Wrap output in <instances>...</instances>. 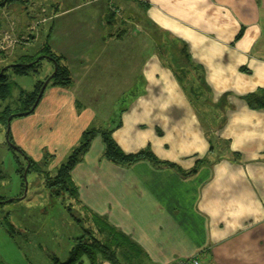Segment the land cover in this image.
Instances as JSON below:
<instances>
[{"label": "crops", "instance_id": "0c3cea01", "mask_svg": "<svg viewBox=\"0 0 264 264\" xmlns=\"http://www.w3.org/2000/svg\"><path fill=\"white\" fill-rule=\"evenodd\" d=\"M127 1L113 0L118 13L109 0L3 6L9 23L1 30L29 37L9 58L46 42L73 78L68 87L45 86L34 111L11 122L16 141L34 159L47 148L57 166L83 130L106 128L116 117L110 126L121 150L148 148L156 159L115 163L97 135L71 170L78 201L69 198L81 210L75 222L102 229L101 240L108 227L117 231V264L190 256L200 264H264V108L242 99L264 88V0H145L146 7L132 0L137 8ZM33 21L39 25L29 27ZM183 42L191 74L202 73L201 93L205 82L213 104L226 95L220 128L209 126L207 106L194 109L189 95L197 88L183 86ZM32 45L34 52L17 57ZM84 230L76 243L89 237ZM71 264L91 262L82 256Z\"/></svg>", "mask_w": 264, "mask_h": 264}, {"label": "rangeland", "instance_id": "374dc122", "mask_svg": "<svg viewBox=\"0 0 264 264\" xmlns=\"http://www.w3.org/2000/svg\"><path fill=\"white\" fill-rule=\"evenodd\" d=\"M131 1H127L126 5L137 8L138 3ZM2 8L0 7V21L4 27L9 22L1 13ZM37 24L33 21L29 27H37ZM1 29L3 28L0 27V31ZM1 45L0 43V69L5 70V66L13 60L12 55L9 58V53L14 48L2 50ZM27 48L30 51L35 49L34 45L22 48L18 50L20 53L17 57L27 53ZM42 62L37 74L18 75L7 69L8 95L0 98V264H55L54 258L63 262L76 243L75 236L87 227L84 220L80 224L75 222V218L80 217L81 210L73 205L72 200L66 194L51 195L45 185L46 176H53L64 160L57 166H52L54 156L47 148L41 149L42 156L34 159L26 145L23 144V147L16 141L11 122L26 115L12 118L8 131L7 123L3 120L6 113L4 109L15 111L21 108L20 93L31 90L36 79H43L51 71L49 61ZM111 119L108 127L116 123V117ZM28 157L38 170L32 165L29 167ZM22 166L25 178L17 171ZM81 215L82 218L86 216L84 212Z\"/></svg>", "mask_w": 264, "mask_h": 264}, {"label": "trees", "instance_id": "16d2710c", "mask_svg": "<svg viewBox=\"0 0 264 264\" xmlns=\"http://www.w3.org/2000/svg\"><path fill=\"white\" fill-rule=\"evenodd\" d=\"M24 0H6L4 4H2L1 7H3L6 4L10 3H23ZM137 2L142 7L148 6V2L145 0H137ZM110 3H113V0H109V7ZM113 14V13H112ZM111 14V15H112ZM0 27H2V22L0 21ZM241 35L239 32L235 38H238ZM19 37L24 36L25 38L22 42L17 43L15 46H20L23 43H26L29 41V37L27 35H17ZM177 43V42H175ZM179 43V42H178ZM180 44V43H179ZM183 48L180 47V52L183 54V86L188 89L197 88V94L189 95L192 99V104L194 106V109L202 107L199 104H204L205 107L207 106V109H209V114L207 115V121L209 123V126L213 127L214 129L220 128L221 124L225 120L224 111L227 107V100L226 95H223L219 101L216 103H212L211 100V90L209 87L204 84L202 85L203 91L201 93V87L200 83L203 82L200 73L197 75V78L194 75H192V69L189 68L191 66V58L186 51L185 44L183 42ZM14 46V47H15ZM13 47V48H14ZM40 57L36 61V59ZM10 64L12 63H19V65L14 66H8L3 73L0 75V98H5L8 95V85L7 84V75L6 71L7 69L12 70L15 74L18 75H28V74H37L39 72V67L42 65L43 60H48L49 63L52 65L51 71L45 75L43 79H37V81L34 83L33 88L29 91H23L20 93L19 102L21 103V108L11 111L9 108H5L4 112L5 115L3 116V120L6 124V119L8 116L12 115V118L18 117V116H24L32 113L35 109L32 108L34 105L38 92L43 84V82L48 78V81L46 83L50 86H60V87H68L72 84L73 78L71 76V72L69 68L67 67V64L65 62V59L63 56L53 52L50 48V46L45 42V44L36 52L31 54H23L20 55L19 58L14 59ZM32 62L31 65H24L26 63ZM9 64V65H10ZM6 64H4L5 66ZM194 65H192L193 67ZM3 67V66H2ZM198 68V67H196ZM200 70V69H198ZM189 79L185 82V78ZM191 77V79H190ZM43 93L39 97V100L41 99ZM204 98V100H202ZM242 99L246 102L248 107L252 109L256 108H264V88H257L254 91H251L249 93H246L242 96ZM38 100V102H39ZM37 102V103H38ZM36 103V105H37ZM35 105V106H36ZM219 111L217 112L216 110ZM223 109V110H222ZM214 110V111H213ZM27 112V114H20ZM11 118V119H12ZM113 126L106 127L103 129H97L95 127L87 128L82 131L78 142L71 148L69 153L67 154L66 158L62 163H60L57 167L56 173L53 176L47 175L45 178V185L50 190L51 195H64L66 194L67 197L77 200V188L71 178V170L75 166L76 163L82 160L83 155L88 150L91 140L93 137L99 135L103 141L104 149H103V155L107 159L115 162L120 163L124 165H130L134 161L140 159V158H149L152 160H155L156 158L151 153V151L148 148L141 149L140 151L136 153H130L127 154L121 150V148L118 146V144L115 142V140L112 137V131ZM208 130H212V128H209ZM215 134V133H214ZM208 139L211 141V137L214 136L213 133H208ZM216 135V134H215ZM10 135L8 134V140ZM10 141V140H9ZM16 149V147H14ZM213 148L210 147L209 151H212ZM29 160V167L32 165L35 170H38L33 164L30 158ZM157 163L160 164H167L170 166H174V164L166 162V161H157ZM196 168L193 167L192 169L183 172L184 175L191 174L195 172ZM17 171L21 177H23L24 173V167H18ZM70 207V206H69ZM81 221V218L79 219ZM94 222L97 225H100V220L94 218ZM102 231V229L97 228V231L94 229H85L84 232L86 234H89V237L84 238L79 237L77 238V243L72 248V250L69 252L68 260L64 263H57L55 264H71L75 261H78L80 257L85 256L89 259L91 264H97V255H101L102 258L109 260L112 264H117L116 257H115V247L112 245V239L115 238V233H117L116 230L113 228L108 227L109 231V237L106 240H101V237L99 236V233ZM96 232V234H95Z\"/></svg>", "mask_w": 264, "mask_h": 264}, {"label": "built area", "instance_id": "2783aa9c", "mask_svg": "<svg viewBox=\"0 0 264 264\" xmlns=\"http://www.w3.org/2000/svg\"><path fill=\"white\" fill-rule=\"evenodd\" d=\"M110 9L114 13H118L119 8L115 7L110 3ZM0 43L2 50H11L17 43L22 42L25 38L24 36H17L13 31L7 29L0 31ZM175 264H200L199 258L197 256L183 257L179 258Z\"/></svg>", "mask_w": 264, "mask_h": 264}, {"label": "water", "instance_id": "95a60500", "mask_svg": "<svg viewBox=\"0 0 264 264\" xmlns=\"http://www.w3.org/2000/svg\"><path fill=\"white\" fill-rule=\"evenodd\" d=\"M5 1H6V0H2V1L0 2V6H1L2 4H4ZM38 59H40V57H38V58L36 59V61H37ZM31 64H32V62H30V63H26V64H24V65H31ZM14 65H19V63H12V64H10V65L8 64L7 66H5V68L8 67V66H14ZM3 70H4V68H1V69H0V75L3 73ZM47 81H48V78L43 82V84H42V86H41V88H40V90H39V92H38L37 99H36L34 105L32 106V108H34L35 105H36V103L38 102L39 97L41 96V94H42L43 91H44V88H45V86H46ZM20 114H27V112L20 113ZM11 118H12V115L8 116L7 119H6V123H7V131L9 130V123H10ZM9 142H10V141H9ZM10 144H11V143H10ZM12 145H13V144H12ZM13 146H14V145H13ZM14 147H16V146H14ZM23 177L25 178V171H24V173H23Z\"/></svg>", "mask_w": 264, "mask_h": 264}, {"label": "flooded vegetation", "instance_id": "af4514ba", "mask_svg": "<svg viewBox=\"0 0 264 264\" xmlns=\"http://www.w3.org/2000/svg\"><path fill=\"white\" fill-rule=\"evenodd\" d=\"M1 7V6H0Z\"/></svg>", "mask_w": 264, "mask_h": 264}]
</instances>
